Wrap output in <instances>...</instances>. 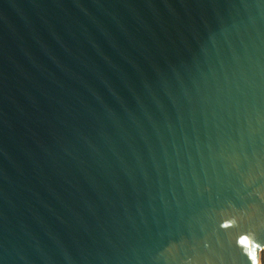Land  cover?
<instances>
[{
	"label": "water",
	"instance_id": "95a60500",
	"mask_svg": "<svg viewBox=\"0 0 264 264\" xmlns=\"http://www.w3.org/2000/svg\"><path fill=\"white\" fill-rule=\"evenodd\" d=\"M264 0H0V264H262Z\"/></svg>",
	"mask_w": 264,
	"mask_h": 264
},
{
	"label": "rangeland",
	"instance_id": "374dc122",
	"mask_svg": "<svg viewBox=\"0 0 264 264\" xmlns=\"http://www.w3.org/2000/svg\"><path fill=\"white\" fill-rule=\"evenodd\" d=\"M264 262V256H263V261H262V263Z\"/></svg>",
	"mask_w": 264,
	"mask_h": 264
},
{
	"label": "trees",
	"instance_id": "16d2710c",
	"mask_svg": "<svg viewBox=\"0 0 264 264\" xmlns=\"http://www.w3.org/2000/svg\"><path fill=\"white\" fill-rule=\"evenodd\" d=\"M262 264H264V262Z\"/></svg>",
	"mask_w": 264,
	"mask_h": 264
}]
</instances>
